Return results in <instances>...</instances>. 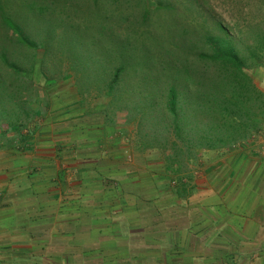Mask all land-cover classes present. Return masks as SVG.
I'll return each instance as SVG.
<instances>
[{"label": "trees", "instance_id": "trees-1", "mask_svg": "<svg viewBox=\"0 0 264 264\" xmlns=\"http://www.w3.org/2000/svg\"><path fill=\"white\" fill-rule=\"evenodd\" d=\"M16 1L0 0V149L22 151L31 144L39 129L36 121L49 105L48 89L40 90L35 81L41 48L51 51L47 25L55 14L77 17L79 11L75 0H23L20 11ZM83 2L85 17L88 12L94 15V8L105 10L101 19L109 22L118 43L112 73L100 71L88 78L72 73L77 94L83 96V75L91 87L88 96L95 93L115 112L114 125L106 116L104 123L134 126L140 150L159 154L160 178L175 196L194 194V168L205 153L246 150L255 136L264 134V91L251 75L264 68V0ZM177 6L189 12L188 24L180 25L179 35L167 47L156 48L152 67L156 63L162 73H146L143 79L155 91L141 93L136 102V93L124 91L138 80L137 73L126 78V54L139 50L140 37L149 34L152 7ZM178 66L181 73H176Z\"/></svg>", "mask_w": 264, "mask_h": 264}, {"label": "crops", "instance_id": "crops-1", "mask_svg": "<svg viewBox=\"0 0 264 264\" xmlns=\"http://www.w3.org/2000/svg\"><path fill=\"white\" fill-rule=\"evenodd\" d=\"M80 102L49 100L28 149H0V264H264V214L244 212L250 199L233 211L226 198H178L162 165L138 146L131 162L117 128ZM196 206L218 215L196 222ZM201 235L217 240L197 252Z\"/></svg>", "mask_w": 264, "mask_h": 264}, {"label": "rangeland", "instance_id": "rangeland-1", "mask_svg": "<svg viewBox=\"0 0 264 264\" xmlns=\"http://www.w3.org/2000/svg\"><path fill=\"white\" fill-rule=\"evenodd\" d=\"M23 2V0L16 1V9H18V11L22 9ZM75 2L76 6L78 5L79 11L77 17H73V15L70 14H55L48 23L46 33L50 35V38L46 40V42L47 44L49 43L48 46L51 51L50 53L48 52V47L41 48L42 51H40L37 56L39 60L35 66V73H37L35 81L40 90H43V88L48 89L47 95L49 100L52 99V101L58 102L73 101L79 98L81 99V107L89 108L90 113L94 114L97 120H104L106 116L108 122L113 126L115 122V112L112 109H106V105H103L105 101L96 98L95 93L88 96L91 87L89 88L86 85V79L84 77L88 78L90 75L96 76L99 75L100 71L105 70H111L112 73L111 68L113 67L115 69L116 67L115 48L118 42L115 41L113 28L110 29L108 26L109 22L105 24L101 19L105 10L100 11L94 8L92 9L93 11L95 10L94 15H89L88 12L85 17L83 16V0H75ZM91 4H93L92 1ZM33 9H35V7ZM150 15L151 22L149 24L152 28L148 29L150 32L146 37H140L138 44H141L139 45L141 48L135 51L131 49L126 54L128 61L124 73H137L138 82L136 81V85L129 82L128 85L124 87V91L136 93L134 101L139 99L138 95L141 93L146 94L150 91H155L149 81L144 80L143 77L146 73H162L160 70L161 68H159L156 63L155 66L152 67L157 55L155 50L156 48L163 49V46L167 47L169 42H172V39L177 38L180 25L183 22L188 24L187 19L189 17V12L185 11L181 6H177L175 9L162 8L159 10L152 7ZM60 24L61 27L58 29ZM136 42L137 41H133V45H135ZM146 45L152 50L151 55ZM40 73H49L47 77L44 76L48 82ZM72 73H85L84 77L82 75L81 81L83 91V96L81 98L78 94H75L76 88ZM176 73H181L179 71V66L177 67ZM251 75L257 87L264 91V84L262 82L264 78V68L252 71ZM128 77L130 78L131 76L128 74L126 78ZM59 86L65 87L64 90L68 89V92L62 95L53 92L57 90V87L60 88ZM66 86H68V88H66ZM179 89L181 88L179 87ZM86 97H88V99H86ZM139 102L141 104L144 100L140 98ZM116 131L117 139H122L123 142H125V144L122 142V146L126 150L125 152L128 153V158L131 162L138 163L139 158H134L132 154L134 152L135 154L137 153L136 147L138 146L135 127H124L119 125ZM147 152L150 155L148 161L154 166V170L158 171L161 169L159 154L155 151ZM194 169L195 175L193 184H197L198 190H195L192 196L193 200L203 201L204 198H210L213 202L214 200L226 198L227 205L223 206L224 209L228 207L234 211L235 200L244 197L250 199V202L242 207L245 213H255L256 216L264 214V134L255 136L250 147L246 150L233 149L231 151H223L221 154L216 152L205 153L200 166ZM231 203L234 205H231ZM203 212L200 206L195 207L192 215L195 217L196 222H199V220L203 221V218L208 214L218 215L217 210H213L212 212L205 211L206 213ZM229 212L228 214L230 215L228 216H232V219H230L228 223H225L224 228L231 233V229L234 231L236 229V218H233L235 214H232L230 210ZM244 212L241 211V213ZM237 214L240 215L239 213H236V215ZM262 220L264 222V218H262ZM230 221H234V223H229ZM238 222L240 221L238 220L237 223ZM203 234L205 235L208 233L203 232ZM200 237L194 239L197 252L204 251V246L211 248L210 243L216 242L217 240L212 238L207 245L204 243V236L201 235ZM215 247H218V244H216Z\"/></svg>", "mask_w": 264, "mask_h": 264}]
</instances>
